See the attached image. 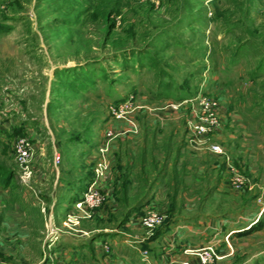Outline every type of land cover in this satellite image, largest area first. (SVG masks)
<instances>
[{"label": "rangeland", "instance_id": "rangeland-1", "mask_svg": "<svg viewBox=\"0 0 264 264\" xmlns=\"http://www.w3.org/2000/svg\"><path fill=\"white\" fill-rule=\"evenodd\" d=\"M196 95L224 115L189 145L172 101ZM0 141L13 264H197L207 245L212 264H264V214L244 232L264 209V0H0Z\"/></svg>", "mask_w": 264, "mask_h": 264}, {"label": "built area", "instance_id": "built-area-1", "mask_svg": "<svg viewBox=\"0 0 264 264\" xmlns=\"http://www.w3.org/2000/svg\"><path fill=\"white\" fill-rule=\"evenodd\" d=\"M176 102L179 105H187L191 108L190 118L188 120V127L191 132V137L187 140L189 145H197L198 143L205 142L206 138L216 134L217 129L220 126L221 118L224 114L221 112V103L212 96L208 95H196L191 97H186L184 99ZM123 105L130 103V99L120 102ZM175 107V106H174ZM176 108V107H175ZM134 124V123H133ZM130 131L132 133L137 132L135 126H130ZM194 142V143H192ZM17 153L24 160L29 155V142L25 138L17 139L15 146ZM206 149L212 153H223L222 148L217 143H207ZM101 163V162H100ZM106 167V162H105ZM102 164L98 165L96 168L97 173H102ZM240 180L239 178H236ZM236 180V181H237ZM242 182H235L238 187ZM100 198H97L94 187H89V189L84 193V196L73 203L76 210L81 212H86L89 208H93L94 205L99 203ZM160 220V217L155 213H149L142 219V224L147 229H152L156 223ZM194 254L197 257V264H212L214 260L221 258L217 248L213 245H207L198 249H195ZM184 264H190L184 262Z\"/></svg>", "mask_w": 264, "mask_h": 264}, {"label": "trees", "instance_id": "trees-1", "mask_svg": "<svg viewBox=\"0 0 264 264\" xmlns=\"http://www.w3.org/2000/svg\"><path fill=\"white\" fill-rule=\"evenodd\" d=\"M24 131L25 130L23 127H12L11 132H8V134L6 132H4V133L7 134L8 137L11 138V137L16 136V135H22L24 133ZM12 175L13 174L10 170L0 168V184L8 185V183L13 178ZM132 210L134 211V209H132ZM260 219H261V216H259V218L255 222H253L246 230H244V232L248 233L250 231H255V230L260 229V227L262 225V221H260ZM124 220H126V219H124ZM158 232H159V230L157 231V233L154 234V236H156L158 234Z\"/></svg>", "mask_w": 264, "mask_h": 264}, {"label": "crops", "instance_id": "crops-1", "mask_svg": "<svg viewBox=\"0 0 264 264\" xmlns=\"http://www.w3.org/2000/svg\"><path fill=\"white\" fill-rule=\"evenodd\" d=\"M260 212H261V214H260V216H262L263 214H264V209H261L260 208V210H259ZM243 230H241L240 232H242ZM256 231V230H255ZM169 232V230L168 231H166V232H164V234L163 235H165V234H167ZM144 250H146V249H144ZM9 258H1V256H0V264H13L10 260H8Z\"/></svg>", "mask_w": 264, "mask_h": 264}]
</instances>
